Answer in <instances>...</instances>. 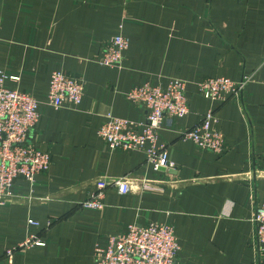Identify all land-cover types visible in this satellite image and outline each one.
Segmentation results:
<instances>
[{
    "label": "crops",
    "instance_id": "1",
    "mask_svg": "<svg viewBox=\"0 0 264 264\" xmlns=\"http://www.w3.org/2000/svg\"><path fill=\"white\" fill-rule=\"evenodd\" d=\"M116 34L129 47L121 67L104 66L97 57ZM0 70L19 76L7 87L41 102L32 136L51 155L34 184L18 178L0 203V264H95L96 246L133 222L171 225L180 264H264L253 221L264 200V0H0ZM54 70L83 78L78 106L48 103ZM217 76L249 77L240 100L199 92ZM174 77L186 81L190 111L163 122L159 143L176 168L155 171L143 151L113 150L98 129L109 114L143 122L145 106L127 92ZM210 109L222 153L182 138ZM123 175L131 191L112 186L102 208L81 206L100 178ZM29 234L45 244L21 247Z\"/></svg>",
    "mask_w": 264,
    "mask_h": 264
},
{
    "label": "built area",
    "instance_id": "2",
    "mask_svg": "<svg viewBox=\"0 0 264 264\" xmlns=\"http://www.w3.org/2000/svg\"><path fill=\"white\" fill-rule=\"evenodd\" d=\"M129 47V39L114 35L105 45L97 62L104 66L121 67L124 52ZM19 80V76H8L0 70V203L4 202L9 190L18 178L35 183L39 173L51 166L49 152L39 148L33 141L32 132L40 120L41 102L32 94L6 86L7 80ZM249 80H233L227 76L208 77L197 83L199 92L208 99L226 102L240 100L243 88ZM85 86L83 78L54 70L49 80L48 103L56 108L64 105L78 106L81 103ZM127 99L141 103L146 108L143 122L108 115L98 129L108 146L113 149L141 150L146 161L159 171L160 168H176L169 159L166 144L159 143L160 130L165 119L182 118L190 111L186 95V81L171 78L166 85L145 83L126 94ZM219 117L214 109L204 114L201 121L182 132L183 139L194 141L200 148L216 153L225 150V137L216 126ZM129 175L102 177L81 206L100 209L104 206L106 189L115 187L120 194L131 191ZM145 187H152L144 184ZM254 238L259 253L264 252V200L256 207L253 217ZM50 223V222H49ZM29 225L40 223L29 219ZM35 234H29L20 246L44 245ZM180 245L171 225L160 222L128 224L125 232L111 234L106 246L94 249L95 264H180ZM15 248L5 251L12 258Z\"/></svg>",
    "mask_w": 264,
    "mask_h": 264
},
{
    "label": "water",
    "instance_id": "3",
    "mask_svg": "<svg viewBox=\"0 0 264 264\" xmlns=\"http://www.w3.org/2000/svg\"><path fill=\"white\" fill-rule=\"evenodd\" d=\"M160 170H166V168L162 167V168H160Z\"/></svg>",
    "mask_w": 264,
    "mask_h": 264
}]
</instances>
